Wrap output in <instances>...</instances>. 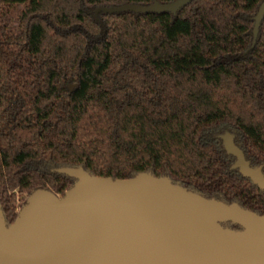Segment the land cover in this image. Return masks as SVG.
Returning <instances> with one entry per match:
<instances>
[{
	"label": "trees",
	"instance_id": "16d2710c",
	"mask_svg": "<svg viewBox=\"0 0 264 264\" xmlns=\"http://www.w3.org/2000/svg\"><path fill=\"white\" fill-rule=\"evenodd\" d=\"M175 0H0L20 5L18 50L0 41V205L6 223L56 173L167 177L206 199L264 214V194L231 167L221 136L264 175V0H193L169 13L99 8ZM72 87L70 90L69 87ZM240 230L232 224L222 225Z\"/></svg>",
	"mask_w": 264,
	"mask_h": 264
},
{
	"label": "water",
	"instance_id": "95a60500",
	"mask_svg": "<svg viewBox=\"0 0 264 264\" xmlns=\"http://www.w3.org/2000/svg\"><path fill=\"white\" fill-rule=\"evenodd\" d=\"M192 1L99 8L94 17L176 15ZM263 17L264 2L254 17L253 44ZM221 140L235 159L231 169L264 194L261 167H250L233 136ZM56 173L75 181L64 195L34 191L9 225L0 205V264H264V214L206 199L151 173L127 180L95 177L81 167Z\"/></svg>",
	"mask_w": 264,
	"mask_h": 264
},
{
	"label": "rangeland",
	"instance_id": "374dc122",
	"mask_svg": "<svg viewBox=\"0 0 264 264\" xmlns=\"http://www.w3.org/2000/svg\"><path fill=\"white\" fill-rule=\"evenodd\" d=\"M21 10L20 5L3 4L0 6V41L4 50L9 54H14L18 50L15 38L19 34L18 18ZM26 199L25 194H18L17 205L20 206Z\"/></svg>",
	"mask_w": 264,
	"mask_h": 264
}]
</instances>
